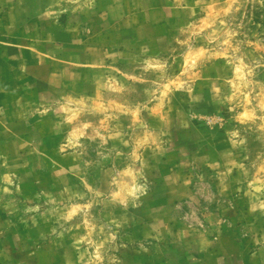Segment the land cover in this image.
<instances>
[{"label": "rangeland", "instance_id": "1", "mask_svg": "<svg viewBox=\"0 0 264 264\" xmlns=\"http://www.w3.org/2000/svg\"><path fill=\"white\" fill-rule=\"evenodd\" d=\"M0 264H264V0H0Z\"/></svg>", "mask_w": 264, "mask_h": 264}]
</instances>
